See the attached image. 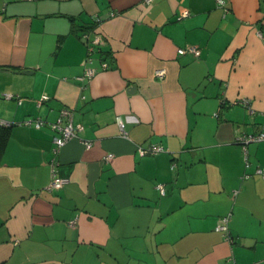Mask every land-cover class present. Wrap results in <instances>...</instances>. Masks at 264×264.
Listing matches in <instances>:
<instances>
[{
    "label": "crops",
    "instance_id": "1",
    "mask_svg": "<svg viewBox=\"0 0 264 264\" xmlns=\"http://www.w3.org/2000/svg\"><path fill=\"white\" fill-rule=\"evenodd\" d=\"M224 2L0 0V264H264V140L235 141L264 130V0ZM63 108L83 128L54 153Z\"/></svg>",
    "mask_w": 264,
    "mask_h": 264
},
{
    "label": "built area",
    "instance_id": "2",
    "mask_svg": "<svg viewBox=\"0 0 264 264\" xmlns=\"http://www.w3.org/2000/svg\"><path fill=\"white\" fill-rule=\"evenodd\" d=\"M151 1L152 0H143V3L149 4ZM217 3L219 6L224 7L225 11H227V8L225 7L224 0H217ZM114 14L115 13H113V12L111 13V15H114ZM187 14H188V11H186V10L182 11L183 16H185ZM83 39L86 43L85 62L90 63L92 60V56H93L94 52L96 51L98 45L103 42V37L98 35V34L90 35V33L86 32L83 35ZM177 52L179 54H184L186 52H190L194 56H199L200 55V48L197 47L196 45L186 44L183 47H179L177 49ZM101 65L103 68H105L108 64L105 61H103L101 63ZM94 73H95L94 68L85 67V72L83 73L81 78L88 79ZM155 75L156 76H163V70H157L155 72ZM4 96L6 98H13L14 97V95L7 94V93H5ZM46 99H48V96L43 94L40 98L39 103H41L43 100H46ZM17 100H18V102H21L20 97H18ZM238 103H240L243 106H247L248 105V99L244 98L242 100H239ZM71 115H72L71 109L63 108L60 110V114H59V117L57 118V120L50 123L51 128L58 133L53 138L54 145L52 147V150L54 153H57L58 150L60 149V147L62 145H64L68 140H70L71 138L77 137V133L80 130H82V128H83V126L80 123H74L72 121ZM24 122L26 124H29V125L33 124L35 127L42 126L45 123V121L40 119V118H36L34 121L33 120H26ZM116 122H117V125L120 129L122 136H126V131L124 129V123L121 120L120 116L116 117ZM0 123H3L5 125L10 124L9 122L1 120V119H0ZM260 140H264V130H262L258 133L238 134L235 138L236 143H238L241 146L244 155H246L247 145L249 143L258 142ZM82 143L84 144L85 148H90L92 145V143L90 141H87V140H83ZM163 150H164V148L161 145L156 144V143H149L147 145H138L137 146V152L139 155L154 154V153H158V152L163 151ZM112 156L113 155L111 153H107L105 155V159L110 160L112 158ZM248 165H249V163L246 161V166H248ZM51 171H52L51 181L45 187V189L49 190V191L61 188L63 186V184L67 181L66 178L57 176L54 167H52ZM255 172L259 173L261 175H264V168L257 167L255 169ZM245 176H249V174H246ZM157 189L160 191V193H162V194L164 193V187L162 184H158ZM228 219H229V216L220 217L216 226H215V230L223 232L225 237L229 240L231 238L229 236V230H228V226H227ZM73 222L74 221H72L71 223H73Z\"/></svg>",
    "mask_w": 264,
    "mask_h": 264
},
{
    "label": "trees",
    "instance_id": "3",
    "mask_svg": "<svg viewBox=\"0 0 264 264\" xmlns=\"http://www.w3.org/2000/svg\"><path fill=\"white\" fill-rule=\"evenodd\" d=\"M11 124L0 123V160L9 138Z\"/></svg>",
    "mask_w": 264,
    "mask_h": 264
}]
</instances>
